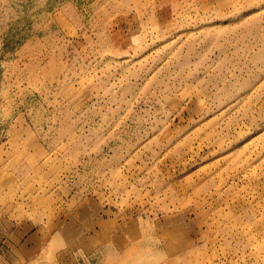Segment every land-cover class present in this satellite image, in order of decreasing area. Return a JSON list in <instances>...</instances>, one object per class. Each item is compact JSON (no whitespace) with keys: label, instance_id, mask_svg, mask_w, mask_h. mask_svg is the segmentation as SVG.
Masks as SVG:
<instances>
[{"label":"rangeland","instance_id":"rangeland-1","mask_svg":"<svg viewBox=\"0 0 264 264\" xmlns=\"http://www.w3.org/2000/svg\"><path fill=\"white\" fill-rule=\"evenodd\" d=\"M0 264H264V0H0Z\"/></svg>","mask_w":264,"mask_h":264}]
</instances>
